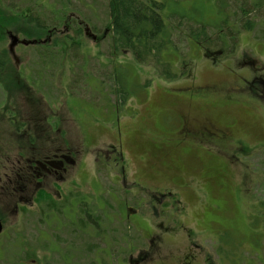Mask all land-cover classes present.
<instances>
[{"label":"rangeland","instance_id":"374dc122","mask_svg":"<svg viewBox=\"0 0 264 264\" xmlns=\"http://www.w3.org/2000/svg\"><path fill=\"white\" fill-rule=\"evenodd\" d=\"M0 1V264H34L32 186L26 191L30 200L15 198L12 192L16 172L25 166L24 155L32 154L33 142L50 139L45 148L56 149L60 146L55 136L73 145L85 141L80 172L89 173V179L98 178L105 214L114 220L111 225L107 222L106 228L117 227L120 234H111L112 255L105 257L104 264H133L131 256L136 258L144 250L145 243L131 220L136 217L147 227L157 222L148 215L150 212L144 213L140 199H147L149 190L174 182L152 173L154 170L146 174L166 150L171 151L167 164L176 161L181 182L188 178L195 181L193 191L200 202L188 209L185 221L192 223L206 256L211 257L210 264H264V85L255 87L259 96L252 102L249 98H239L233 104L220 101L222 93L241 78L251 79L255 74L264 77V0H161L167 6L163 14L178 11L206 23L208 35L215 42V48H207L219 55L218 65L206 55L208 51L202 48L206 45L186 37L183 29L171 36L176 49L162 51L158 61L155 57L140 61L129 52H114L110 45L109 0H38L48 7L47 21L42 15L46 8L37 0ZM255 3L257 8L253 7ZM26 7L33 10L34 17L42 15L39 24L43 28L26 23L19 15L11 21L10 11ZM247 17L249 29L243 28ZM60 18L65 21L49 27ZM174 19L176 14L168 21ZM79 20L83 36L77 41L82 46L71 45V30ZM10 33L22 40L47 39V44L67 34L68 49L61 61L48 64L39 58L42 48L19 44L14 48L15 61L9 53ZM43 41L40 43L45 44ZM225 45L227 51L233 47L231 53L224 54ZM13 59L17 66H13ZM174 72L179 77L173 76ZM115 73L126 82L124 101L114 93ZM191 84L215 86L213 99L208 96L207 101L192 103L186 96H177L182 88L187 92L185 88ZM198 108L211 119L216 117L220 127L227 125L233 141L248 145L246 151L213 144L209 149L193 144L166 147L165 137L176 129V114L192 109L194 115ZM166 117L174 120L171 126L166 125ZM118 121L126 159V179L121 186L108 178L116 176L117 170L108 166L102 151L115 142ZM148 142L154 145L148 148ZM213 172L218 175L208 177ZM136 182L141 186L131 193ZM87 191L91 192L89 188ZM129 207L135 214L131 219L125 217ZM20 208L28 211L23 213ZM182 243V238H164L161 250H181ZM152 258L154 261L158 256ZM87 262L95 264L92 257L78 264Z\"/></svg>","mask_w":264,"mask_h":264},{"label":"flooded vegetation","instance_id":"af4514ba","mask_svg":"<svg viewBox=\"0 0 264 264\" xmlns=\"http://www.w3.org/2000/svg\"><path fill=\"white\" fill-rule=\"evenodd\" d=\"M20 40L17 45L21 44ZM202 48L208 51L207 56L213 58L211 62L218 65L216 60L218 54L206 46ZM173 75L179 77L177 72H174ZM260 85H264L263 75L255 74L251 79L241 78V82L228 89L227 93H222L221 104H233L236 100L237 103L239 98H249L248 102H252L259 96L255 87ZM185 89L187 92L182 88L177 96H186L192 103L193 101H207L209 100L208 96L213 99L211 96L213 92L216 93V88L212 85L196 86L191 84ZM190 107L191 105H188V108ZM195 111L197 114L194 115H192V109L191 112L188 110L187 114L177 113L178 120L175 122L168 117L164 118L167 123L164 124L171 126V123L174 122L176 127L174 132L165 137L164 140L168 142L166 147H175L176 149L181 145L193 144L203 149H209L211 148L209 146L213 144L217 147L225 146L241 150L248 146L242 140L235 139L233 141L234 136L229 127L227 125L220 127L216 117L212 120L206 111H200L199 108ZM115 131V142H110L108 147L103 148L102 151L105 152L108 166H113L117 170L116 176L112 178L108 176V178L113 184L121 186L124 183L123 180L126 179V159L119 121ZM55 137L60 143H58L60 147L56 149L45 148L44 145L49 144L50 139L37 138L33 142V152L31 155L29 152L24 155L25 166L17 170L13 186L12 195L20 200L31 199L34 208L33 262L34 264H78L79 261L83 262V260L86 261L92 257L95 264H104L105 257L107 256L109 259L112 255L111 249L113 248L109 244L114 243L115 234H119V231L116 230L117 227L108 230L106 228L109 225L107 222L111 225L114 224V220L109 215H107L108 220H104L106 203L101 197L102 189L98 178L89 179L91 177L89 173L80 172L84 155L83 145L86 146L85 141L73 145L65 139ZM146 145L149 148V145L152 147L154 143L148 142ZM170 155V150L161 152L157 160L152 163L151 169L146 172L148 174L154 170L152 173L157 176L162 175V177H166V180L174 182L170 181L168 182V184L171 183L170 185L155 191L149 190V194L146 192L147 199H140V204L144 205V213L150 212L148 215L154 216L157 222L147 227L141 225L136 217L131 220L135 231L140 232L139 239L145 243L141 254L136 258L131 256V259L133 264H210L211 257L206 256L192 223L185 221L188 209L200 202L197 194L193 191L195 181L188 178L181 182V171L180 169L178 171L174 165L176 161L174 164L166 166V163L171 159ZM92 174L98 175L96 172ZM217 175L218 172H213L208 177L214 178ZM145 178L147 177L145 176ZM134 184L130 188L131 193L134 191L132 189L136 190L137 186H141L137 182ZM29 185L32 186L30 199L26 195ZM88 188L90 193L87 191ZM140 190L137 191L140 192ZM140 204L138 208H141ZM127 209L129 213L125 217L131 219V216L135 215L133 214L134 209L131 207ZM89 215L93 219L95 218L94 221L88 220ZM118 223L121 224V221ZM111 234H114L113 238ZM164 238L170 241L182 238L183 248L176 251H162ZM76 239H79L81 243L75 241ZM150 249H153L152 253ZM152 256H158V259L152 261Z\"/></svg>","mask_w":264,"mask_h":264},{"label":"trees","instance_id":"16d2710c","mask_svg":"<svg viewBox=\"0 0 264 264\" xmlns=\"http://www.w3.org/2000/svg\"><path fill=\"white\" fill-rule=\"evenodd\" d=\"M38 4L44 6L39 2ZM253 7L257 8L258 4H253ZM43 8H46V13H42V15H44L43 20L45 21L47 19L46 17H48L47 15L49 13L47 12L49 10L48 7L44 6ZM109 8L111 20L109 31L111 33L110 35L112 38V42L110 45L113 48L114 52H129L140 61H145L150 57H155L158 61V57L162 51L174 48L176 49L171 39V36L174 34V31L176 32V30L181 29L184 30L186 37H189L190 39H193L195 42H199L202 45H206V47L215 48L212 46L215 42L211 35H208L207 25L205 22H201L199 20L194 21L185 14H181V12H172L173 10L171 12L169 11L168 13L165 12V14H163L164 10H166L167 8L165 1L109 0ZM7 10L8 9L6 6L5 11ZM242 11L244 13V10ZM32 12L33 10L31 8L26 7L25 9H20L19 12L10 11L9 14L11 21H13V17L19 15V17L21 16L22 18H24L23 20L26 23H30L36 27H39V18L42 15L34 17ZM173 14L177 15V19H174V21H168ZM64 15L65 13L62 16L65 17ZM62 21H65V19L60 18L59 20H57V22L52 23V25L49 27L59 26ZM251 21L254 23L252 19ZM3 25L1 26V28L3 27ZM250 26V18L247 17L243 21V28L249 29ZM40 28H43V26H40ZM82 30V22L79 20V23H77L76 26L74 25L71 30L73 33L72 38L74 40L71 45L77 44L82 46V43L77 41V39L80 40V38L83 36ZM221 35L222 34L219 33V37L223 38ZM68 37L69 36L66 34L63 39H55L51 44H47L49 42V40L47 39H44L45 41L43 43L45 44L38 42L41 39H37L38 41L35 43L34 47H37V49L38 47L43 49L42 51H39V58H41L42 61L48 64L58 63L59 60L61 61L66 53V50L68 49ZM232 48L233 47L230 48L231 51ZM226 51L227 46L224 49V54L226 53ZM231 51L227 52L231 53ZM2 64L3 62L0 61V67L2 66ZM114 77L117 85V88L116 90H114V93H117L119 96H121L124 101L127 94L126 92L128 91L125 87L126 82L125 80L121 82V80L118 79L116 73L114 74ZM241 150L246 151V148ZM237 151H239V149H237ZM237 151L235 150L233 154H235ZM169 165L172 164H167L166 166ZM174 168L176 167L174 166ZM20 210L23 213L25 212V210L28 211V209L26 208H22ZM94 219L93 217H91V215L88 216L89 221H94ZM105 219L108 220L106 215ZM221 234L219 235L222 236ZM121 237H124V235H122ZM29 255H32V252H30ZM225 257L227 258L226 253Z\"/></svg>","mask_w":264,"mask_h":264},{"label":"water","instance_id":"95a60500","mask_svg":"<svg viewBox=\"0 0 264 264\" xmlns=\"http://www.w3.org/2000/svg\"><path fill=\"white\" fill-rule=\"evenodd\" d=\"M11 39H12V41H11L10 44H9V50H10V52H11L12 54H14L13 47L16 45V43H17L18 40H17V37L12 36V35H11ZM22 43H24V44H28L29 42L26 41V40H23ZM1 231H2V222H1V220H0V233H1Z\"/></svg>","mask_w":264,"mask_h":264}]
</instances>
